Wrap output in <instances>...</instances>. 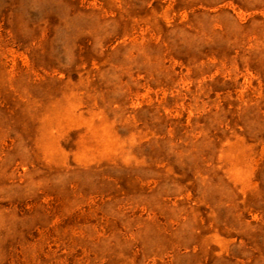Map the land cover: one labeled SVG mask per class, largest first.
<instances>
[{"label": "rangeland", "instance_id": "1", "mask_svg": "<svg viewBox=\"0 0 264 264\" xmlns=\"http://www.w3.org/2000/svg\"><path fill=\"white\" fill-rule=\"evenodd\" d=\"M0 264H264V0H0Z\"/></svg>", "mask_w": 264, "mask_h": 264}]
</instances>
